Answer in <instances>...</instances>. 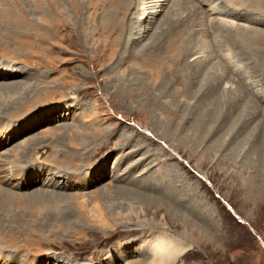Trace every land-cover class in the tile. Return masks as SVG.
<instances>
[{"label":"rangeland","instance_id":"374dc122","mask_svg":"<svg viewBox=\"0 0 264 264\" xmlns=\"http://www.w3.org/2000/svg\"><path fill=\"white\" fill-rule=\"evenodd\" d=\"M100 1L0 0V165L19 177H0V264H264V168L247 162L264 135V0H137L116 35ZM204 61L240 90L232 159L176 131Z\"/></svg>","mask_w":264,"mask_h":264},{"label":"bare ground","instance_id":"6f19581e","mask_svg":"<svg viewBox=\"0 0 264 264\" xmlns=\"http://www.w3.org/2000/svg\"><path fill=\"white\" fill-rule=\"evenodd\" d=\"M65 1L66 0H64V2ZM134 1H137V0H107V3L100 1L98 3H92L91 6L89 7V9L90 8L92 9V7L95 6V8H94L95 13L103 10L104 6H105L104 7L105 9L109 8V10H113L115 17L118 18L119 22H116V19H115V23H114L112 21V18H111V22H110L109 17H106V16L103 20L109 25V29H107L108 32L110 31V32L114 33V35H116V33L118 31L121 32V29H122V27L118 28L120 21H122L121 16L124 14L126 15V13L131 9L132 5L134 4ZM165 1H167V0H154V1L153 0H146V1L141 0L140 6L141 7L151 6L154 2H157V4L165 5V4H163V3H165ZM135 5H136V3H135ZM73 6H74V4H73ZM74 8H75V6H74ZM75 11H76V9H75ZM213 11H215V13L217 11V8L215 6L213 8ZM64 13L68 15L67 12H64ZM196 14H197V12H194L195 16H196ZM92 16H93V11H91L89 13L87 20L89 21L92 18ZM227 16H229V19L233 18V16H231V15H227ZM194 19L196 20V18H191V23H194ZM167 20L169 22L173 21V19H167ZM224 20H226V19H224ZM228 21L225 23H228ZM225 23L220 24L219 27L220 28L223 27V29H224L226 26L228 28L229 33L227 32L228 33L227 37L229 38L230 45L232 47H235V46L240 47L242 52H243V55L245 57H251V49L249 47H245V44L242 43V42H246V43L250 42L249 40H245L244 37L242 36V35H245L242 32L249 31V30H247L246 28H243L241 26L235 25V22H229L228 23L229 25H225ZM187 24H188V22H187ZM237 35H240L242 37V40L240 39L241 37L239 38V36H237ZM88 39H90V38H88ZM115 45H116V40H115V43L113 44V46H115ZM98 48H99V46H98ZM110 54H112V53H110ZM227 62L231 66L234 65V61L230 56L227 57ZM207 63H208V61H204L203 66H202L203 68H200V70H198V71H194L192 73L191 78L188 80V89L190 91L195 92L193 94L198 95L200 97V100H201L200 104L198 106H195L197 113L193 114V113L189 112L188 107H186L185 105H182V106L176 105L175 110L180 113L179 116H182V118L186 117L185 119H183V121H181V124L178 125L176 131H177V134L183 133L185 135L186 142L191 148H199L203 145H208L210 143V145L208 146V148L204 152L208 156L213 155L216 148L221 147V148H223V150H222L223 152L228 150L231 153V159H232L233 154H234L233 144L235 142V139L237 136H239V132H244L246 130V125H247L246 120L238 121L235 124V127L233 129H231L230 140H227V138L224 135V133H226V130H228L230 128V123L232 122L231 119L233 117L235 109L237 108L235 99L232 96L238 95L240 90L238 89L239 87L237 88V90L223 89L222 84L227 78V72L223 69H219L218 65H213L210 68H206ZM233 67H235V66H233ZM233 67H231V70L233 69ZM218 93L225 95V96L232 97V103H228L226 113L225 112L221 113V105H222L221 100L216 99V96L218 95ZM212 98H213V100H212ZM173 99L175 101L176 100L180 101L176 95H174ZM261 112H264V108L261 109ZM258 113H260V112L252 113L251 118H254L256 116V114H258ZM179 116H177L176 119ZM13 136H14V134H13ZM181 138H182V136H181ZM5 139L6 138L4 136H1L0 141H4ZM7 141L9 142V140H7ZM263 141H264V135L258 133L247 144L248 150L251 153H253V155L257 158V159L249 158V159H247V162L248 163H251V162L256 163L258 168L260 166L262 168H264V157L262 159H258L264 154V142ZM230 145H231V148H230ZM223 163H226V160L225 161L223 160ZM245 168H246V166H245ZM258 168H257V170H258ZM52 174H56V173H54L52 171L51 175ZM0 177L4 179V182L8 178L9 179L14 178V180H12V181H15L16 179L19 180V177H16V175H13L12 171L5 168L3 165H0ZM41 177H42V175L39 176L40 179H41ZM43 178H44V175L41 179L42 182H43ZM46 182L47 183H43L44 186H48L47 177H46ZM19 184L20 183H17V184L14 183V187L15 186L18 187ZM119 191H120V193L125 192V190H122V189ZM129 193H131V191H129ZM37 202H39V201H37ZM158 250H159L158 254L160 256L168 255V251H167L168 249L165 247V245L161 244V246L158 247ZM168 258H171V257H168ZM4 264H7V261H4Z\"/></svg>","mask_w":264,"mask_h":264}]
</instances>
